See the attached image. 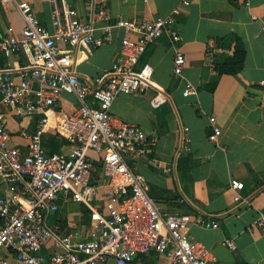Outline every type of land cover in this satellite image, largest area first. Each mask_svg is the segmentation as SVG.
<instances>
[{
	"label": "built area",
	"instance_id": "built-area-1",
	"mask_svg": "<svg viewBox=\"0 0 264 264\" xmlns=\"http://www.w3.org/2000/svg\"><path fill=\"white\" fill-rule=\"evenodd\" d=\"M48 2L51 30L22 2L16 4L24 22L21 32L9 28L0 37V61L7 64L0 68V105L20 119L37 121L34 132L19 131L22 149L0 118V264H144L151 254L164 256L169 264H210V251L188 230L192 225L217 229L218 222L160 211L145 177L132 166L147 137L139 126L111 113L120 96L153 92L154 108L167 101L154 84L152 67L139 63L148 46L163 37L172 46L180 43L178 9L142 21L113 19L90 4L91 19L82 21L67 0ZM97 21L104 24L100 35L95 34ZM113 29L121 37L112 67L81 79L77 53L111 42ZM174 53L173 73L181 77L185 57L177 48ZM15 57H24L25 65L10 67L7 61ZM184 84L187 97L193 88ZM64 95L75 98L78 107L61 115ZM208 121V141L217 144L221 128L214 117ZM50 131L63 142L61 150L43 146ZM188 132L181 129L180 154L190 151ZM231 187L237 193L243 189L239 183ZM71 205L81 209L75 224L60 218ZM254 228L264 234V213ZM222 245L235 249L230 239Z\"/></svg>",
	"mask_w": 264,
	"mask_h": 264
},
{
	"label": "crops",
	"instance_id": "crops-1",
	"mask_svg": "<svg viewBox=\"0 0 264 264\" xmlns=\"http://www.w3.org/2000/svg\"><path fill=\"white\" fill-rule=\"evenodd\" d=\"M28 3L39 21L51 30L52 8L48 0L0 2V37L12 28L19 34L24 22L16 4ZM82 21H90V4L113 19L150 21L169 16L176 20L180 43L168 38L148 46L139 66L149 64L153 81L167 98L152 107L153 92L120 96L111 113L117 120L139 126L147 140L133 161L146 179L148 194L165 214H190L217 221V229L190 226V237L211 253L210 264H264V234L254 228L264 213V0H67ZM96 9V10H97ZM96 35L102 22H95ZM121 32L112 30V41L100 48L80 50L76 73L93 79L110 70L119 52ZM184 55L181 77L173 73L174 50ZM10 67L25 65L24 57L7 61ZM0 61V68L6 67ZM193 91L183 96L184 82ZM63 114L78 107L72 96L62 97ZM61 117V116H60ZM209 117L221 128L217 144L208 141ZM0 118L15 145L21 129L32 133L36 118L20 119L0 105ZM187 127L190 151L180 154L181 129ZM63 142L53 131L44 136L46 150H61ZM233 183L243 185L238 193ZM236 197L240 201H236ZM81 209H63L60 218L77 223ZM65 211V213H63ZM67 216V217H66ZM230 239L233 251L222 245ZM144 264H169L151 254Z\"/></svg>",
	"mask_w": 264,
	"mask_h": 264
},
{
	"label": "rangeland",
	"instance_id": "rangeland-1",
	"mask_svg": "<svg viewBox=\"0 0 264 264\" xmlns=\"http://www.w3.org/2000/svg\"><path fill=\"white\" fill-rule=\"evenodd\" d=\"M158 203V202H157ZM158 206V205H157ZM71 208H72V210H74V209H77V206H75V205H71ZM63 213H65V211H63Z\"/></svg>",
	"mask_w": 264,
	"mask_h": 264
},
{
	"label": "trees",
	"instance_id": "trees-1",
	"mask_svg": "<svg viewBox=\"0 0 264 264\" xmlns=\"http://www.w3.org/2000/svg\"><path fill=\"white\" fill-rule=\"evenodd\" d=\"M50 152H54V151H58V150H56V149H54V150H49Z\"/></svg>",
	"mask_w": 264,
	"mask_h": 264
}]
</instances>
